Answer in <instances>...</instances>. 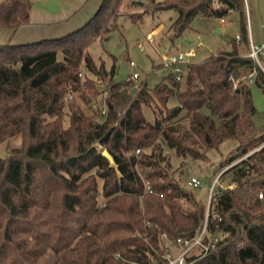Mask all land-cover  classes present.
Here are the masks:
<instances>
[{
  "label": "trees",
  "instance_id": "16d2710c",
  "mask_svg": "<svg viewBox=\"0 0 264 264\" xmlns=\"http://www.w3.org/2000/svg\"><path fill=\"white\" fill-rule=\"evenodd\" d=\"M123 1L102 0L61 38L0 45V145L19 140L0 156V264H164L168 245L195 237L204 222L209 249L187 264H264V126L255 128L250 87L240 81L248 70L264 92V62L249 56L244 1L149 0L144 12L171 10L168 30L178 35L195 18L239 21L229 49L151 89L115 80L114 66L105 70L89 53L118 29ZM30 8L0 2V28L15 31ZM227 139L238 145L213 180L227 176L229 185L218 184L207 206L180 174Z\"/></svg>",
  "mask_w": 264,
  "mask_h": 264
},
{
  "label": "rangeland",
  "instance_id": "374dc122",
  "mask_svg": "<svg viewBox=\"0 0 264 264\" xmlns=\"http://www.w3.org/2000/svg\"><path fill=\"white\" fill-rule=\"evenodd\" d=\"M148 1L124 0L119 10L121 15L118 18V29L110 32L102 41L96 40L89 48V53L96 65L103 64L107 71L114 66L116 71L114 78L117 81L125 79L132 72H137L139 75L137 82H143L151 89L161 83L172 70V67L163 62L165 57L193 50L195 56L188 58L189 62L201 61L218 50L229 49L230 39H236L239 35V21L234 15L224 19L195 18L189 27L178 35L168 30L174 13L171 10H162L153 14L144 12ZM245 7L247 24L249 30L253 31L256 43L259 31L264 36V28H260V25L264 27V0H246ZM131 13H140L141 21L133 22L126 15ZM5 43L6 40L0 36V45ZM261 58L264 62V57ZM129 61L134 63L133 69L129 66ZM242 74L240 81L249 85L256 109L253 116L254 126L256 129L262 128L264 126V92L251 84L249 80L251 75L248 70H243ZM176 104L175 97H171L168 105ZM144 116L149 121L153 120V113L148 108L144 109ZM67 122L65 118V126ZM18 144L19 140H13L8 145H0V156H4L9 149ZM237 145L236 140L227 139L218 148L210 150L206 160L189 161L185 165L180 174L181 178L187 183L191 177H196L200 182L199 187L193 189L197 199L207 204L214 170L218 169L221 162L235 150ZM170 159L173 167H177L178 161L173 157ZM218 184L228 186V177L223 178ZM173 251L176 250L173 249Z\"/></svg>",
  "mask_w": 264,
  "mask_h": 264
},
{
  "label": "crops",
  "instance_id": "0c3cea01",
  "mask_svg": "<svg viewBox=\"0 0 264 264\" xmlns=\"http://www.w3.org/2000/svg\"><path fill=\"white\" fill-rule=\"evenodd\" d=\"M4 0H0L2 2ZM31 3L28 22L15 31L0 28V36L13 45H23L45 39H58L83 26L97 11L102 0H28ZM246 6V5H245ZM246 8V7H245ZM248 17V16H247ZM260 28L262 25H260ZM250 45H264L259 31L254 42L248 27ZM264 57V52L261 54Z\"/></svg>",
  "mask_w": 264,
  "mask_h": 264
},
{
  "label": "built area",
  "instance_id": "2783aa9c",
  "mask_svg": "<svg viewBox=\"0 0 264 264\" xmlns=\"http://www.w3.org/2000/svg\"><path fill=\"white\" fill-rule=\"evenodd\" d=\"M243 1L246 5V0ZM262 52H264V45H260V46L250 45L249 56L253 58L258 64H259L258 57L262 54ZM194 56H195V52L193 50H188L185 52H179L169 57H165L163 59V62L167 66L172 67L171 72H173L176 78L179 79L181 77V74L184 72V66L189 63L188 58ZM129 66L133 69L135 65L132 61H129ZM127 77L136 81L139 78V75L137 72H132ZM103 114H104V109L102 110V115ZM217 183H218V176L213 180L212 185L210 186L207 206L209 205L210 201L213 199L214 195L216 194ZM199 185L200 182L196 177H191L187 181L188 187L198 188ZM146 189L148 192H151L148 184ZM258 198L264 199V192H259ZM205 227L206 224L204 222L199 233L193 238L190 239L178 238L174 242H171L170 246H168L169 249L166 251L164 255V259H165L164 264H187V257L191 255L192 252H196L197 254L206 253L209 249L210 241L203 243V236L205 235ZM173 249L176 251H173Z\"/></svg>",
  "mask_w": 264,
  "mask_h": 264
},
{
  "label": "water",
  "instance_id": "95a60500",
  "mask_svg": "<svg viewBox=\"0 0 264 264\" xmlns=\"http://www.w3.org/2000/svg\"><path fill=\"white\" fill-rule=\"evenodd\" d=\"M102 155L109 161L111 166L115 167V163L113 161V158L111 157V155L106 150H103Z\"/></svg>",
  "mask_w": 264,
  "mask_h": 264
}]
</instances>
